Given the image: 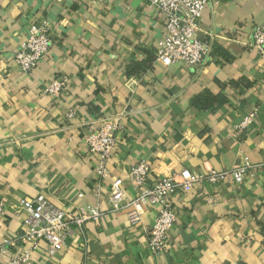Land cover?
Wrapping results in <instances>:
<instances>
[{
    "label": "crops",
    "instance_id": "1",
    "mask_svg": "<svg viewBox=\"0 0 264 264\" xmlns=\"http://www.w3.org/2000/svg\"><path fill=\"white\" fill-rule=\"evenodd\" d=\"M43 21L56 42L29 74L15 55ZM254 25L264 26V0H211L198 34H212L225 56L165 67L155 58L162 24L137 0H0V264L20 244L21 199L39 194L103 214L56 256L32 251L30 264H264V54L250 46ZM55 77L69 80L59 97L45 91ZM204 98L205 108L195 104ZM120 111L126 129L102 178L85 137L97 117ZM139 161L154 179L183 167L247 163L248 172L180 189L169 246L154 252L124 211L107 208L117 178L135 195L127 173Z\"/></svg>",
    "mask_w": 264,
    "mask_h": 264
},
{
    "label": "built area",
    "instance_id": "2",
    "mask_svg": "<svg viewBox=\"0 0 264 264\" xmlns=\"http://www.w3.org/2000/svg\"><path fill=\"white\" fill-rule=\"evenodd\" d=\"M153 10L162 24V35L155 45L156 61L167 67L181 64L188 68L203 67L206 58L212 59L215 38L212 34L200 37L201 21L211 0H137ZM250 46L264 54V26L254 25L250 36ZM56 40L48 22L31 28L27 41L15 55V63L23 72L33 74L48 55ZM67 77H55L45 91L59 97L67 89ZM72 115V112L69 113ZM254 114L250 117L253 118ZM250 117L247 122H250ZM125 111L103 114L88 126L85 137L89 153L97 159L95 172L105 178L109 174V164L116 156L119 133L126 129ZM248 172V164L243 163L231 171H216L207 168L205 173H196L183 167L180 171L163 177L152 178V168L146 161L132 165L127 173L135 190L131 195L122 178L113 181L107 198L110 211H124L130 224L141 227L154 252H164L169 246L168 232L177 220L174 207L175 195L180 189L189 190L193 184L209 181L215 183L226 178L240 181ZM20 211L24 214L21 226L20 244L11 253L7 264H30L31 253L42 250L49 258L77 238L85 236V224L100 219L103 211L98 207L65 210L57 206L46 195L39 194L33 199H21ZM156 210L152 224L144 222L145 214ZM5 214L0 203V218ZM30 244V248L25 247ZM45 243V248H40ZM22 247V248H20ZM85 248V247H83Z\"/></svg>",
    "mask_w": 264,
    "mask_h": 264
},
{
    "label": "trees",
    "instance_id": "3",
    "mask_svg": "<svg viewBox=\"0 0 264 264\" xmlns=\"http://www.w3.org/2000/svg\"><path fill=\"white\" fill-rule=\"evenodd\" d=\"M222 51V48L220 47V46H217V45H214V52H215V54L216 55H219L220 57H223L222 55H224L225 56V52L223 53V52H221ZM222 54V55H221ZM219 56L217 57L218 58V60H219ZM210 103V101L208 100V99H206V98H204V100L203 99H198V101H196V105L197 106H200V107H202V108H205L208 104Z\"/></svg>",
    "mask_w": 264,
    "mask_h": 264
}]
</instances>
